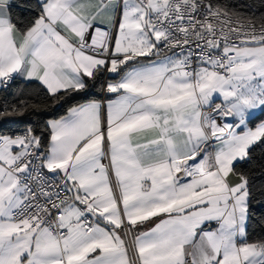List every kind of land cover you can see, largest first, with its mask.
<instances>
[{
    "label": "snow or ice",
    "instance_id": "6c2138e0",
    "mask_svg": "<svg viewBox=\"0 0 264 264\" xmlns=\"http://www.w3.org/2000/svg\"><path fill=\"white\" fill-rule=\"evenodd\" d=\"M37 7L21 24L0 0V86L110 95L48 121L46 148L0 135V264H264L248 179H228L264 140V20L210 0Z\"/></svg>",
    "mask_w": 264,
    "mask_h": 264
},
{
    "label": "trees",
    "instance_id": "16d2710c",
    "mask_svg": "<svg viewBox=\"0 0 264 264\" xmlns=\"http://www.w3.org/2000/svg\"><path fill=\"white\" fill-rule=\"evenodd\" d=\"M38 0H13L10 13L15 20L26 24L37 13ZM214 6H220L256 23L264 20V0H210ZM102 91L98 86L62 95L57 101L37 82H25L17 79L7 87L0 89V110L12 106L23 108V115L0 118V135L19 134L31 128L42 137V144H48V121L59 119L67 114L70 107L100 100ZM264 120V110L254 118L257 125ZM236 174H243L248 179L249 216L246 228L248 242L264 241V140L259 141L249 151L246 160L234 166Z\"/></svg>",
    "mask_w": 264,
    "mask_h": 264
},
{
    "label": "crops",
    "instance_id": "0c3cea01",
    "mask_svg": "<svg viewBox=\"0 0 264 264\" xmlns=\"http://www.w3.org/2000/svg\"><path fill=\"white\" fill-rule=\"evenodd\" d=\"M12 1L13 0H9V2H10V4L12 3ZM23 80V79H22ZM23 81H25V80H23ZM25 82H36V81H25ZM38 83V82H37ZM3 86H0V89L2 88ZM110 94H106L105 93V96H104V98H103V92H102V98L100 99L101 101H104V100H106V98L109 96ZM213 99L215 100V102H220V99L219 98H217V97H213ZM255 111V113H256V115H258L260 112H262L263 110L262 109H256V110H254ZM255 115V116H256ZM261 122H264V120H262ZM260 122V123H261ZM259 124V123H258ZM257 124V125H258ZM251 126V125H250ZM258 143V142H257ZM256 143V144H257ZM255 145V144H254ZM254 145H252L251 147H250V149L254 146ZM250 149H249V151H250ZM248 157V156H247ZM247 157L244 159V160H246L247 159ZM244 160H238V161H236V162H234V166H235V164H237L238 162H241V161H244ZM234 166H233V174H230V176L228 177V179H229V181L231 182V183H236L237 181H238V174H236L235 172H234ZM248 216H249V212H248ZM247 223H248V219H247ZM247 223H246V228H247ZM150 224H151V222H149L148 224H146V225H144V227L145 228H147V227H149L150 226Z\"/></svg>",
    "mask_w": 264,
    "mask_h": 264
},
{
    "label": "built area",
    "instance_id": "2783aa9c",
    "mask_svg": "<svg viewBox=\"0 0 264 264\" xmlns=\"http://www.w3.org/2000/svg\"><path fill=\"white\" fill-rule=\"evenodd\" d=\"M168 54L170 55L171 53L169 52ZM104 96H105V93L103 92V98H104ZM217 103H219V102H217Z\"/></svg>",
    "mask_w": 264,
    "mask_h": 264
}]
</instances>
